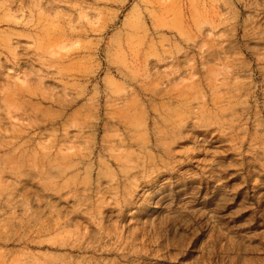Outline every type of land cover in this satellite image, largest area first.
I'll return each mask as SVG.
<instances>
[{
	"label": "rangeland",
	"instance_id": "374dc122",
	"mask_svg": "<svg viewBox=\"0 0 264 264\" xmlns=\"http://www.w3.org/2000/svg\"><path fill=\"white\" fill-rule=\"evenodd\" d=\"M0 264H264V0H0Z\"/></svg>",
	"mask_w": 264,
	"mask_h": 264
}]
</instances>
